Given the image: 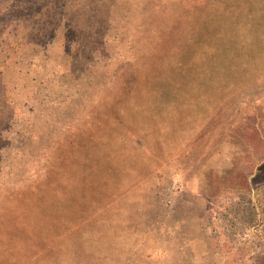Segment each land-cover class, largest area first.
Here are the masks:
<instances>
[{
    "label": "rangeland",
    "instance_id": "1",
    "mask_svg": "<svg viewBox=\"0 0 264 264\" xmlns=\"http://www.w3.org/2000/svg\"><path fill=\"white\" fill-rule=\"evenodd\" d=\"M0 264H264V0H0Z\"/></svg>",
    "mask_w": 264,
    "mask_h": 264
}]
</instances>
